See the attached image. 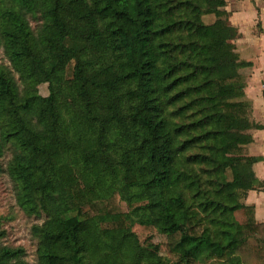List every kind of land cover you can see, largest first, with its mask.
<instances>
[{
  "label": "trees",
  "instance_id": "trees-1",
  "mask_svg": "<svg viewBox=\"0 0 264 264\" xmlns=\"http://www.w3.org/2000/svg\"><path fill=\"white\" fill-rule=\"evenodd\" d=\"M228 1L0 0V158L18 205L46 216L37 264H264L246 204L264 127ZM115 196L128 213L100 209ZM5 235L0 264H29Z\"/></svg>",
  "mask_w": 264,
  "mask_h": 264
},
{
  "label": "rangeland",
  "instance_id": "rangeland-1",
  "mask_svg": "<svg viewBox=\"0 0 264 264\" xmlns=\"http://www.w3.org/2000/svg\"><path fill=\"white\" fill-rule=\"evenodd\" d=\"M226 10L230 13L231 22L237 26L243 32V1L229 0ZM249 15V14H248ZM203 21L206 24H212L215 21L214 16H205ZM232 24V25H233ZM33 27L34 23H32ZM242 39V38H241ZM240 40L236 41L237 50L243 51V42ZM0 64L9 65L6 60L3 51L0 50ZM72 75V66L68 68L67 76L70 78ZM36 78L44 80V75L40 71H36ZM48 85H41L39 88L40 94L44 95L47 93ZM11 154L6 153L3 158H0V224L6 235L3 240L5 246L11 248H23L26 250V261L29 264H37V247L38 241L33 236L32 231L36 226H41L46 221V216H29L25 211L18 205L17 202V190L16 186L7 174L8 163L11 161ZM264 207V202H261ZM100 209L111 210L114 213H128L130 207L121 200L119 196H115L111 201L100 205ZM86 209H91L87 207ZM95 209H98L97 207ZM239 222L243 220V213L238 212L235 214ZM259 220L264 221L259 213ZM137 232V229L134 228ZM142 243L146 239L152 240L154 243L163 242V237L158 232H153L151 238L148 235H143L137 232ZM161 256L165 259L167 264H174L176 257L170 253L161 252Z\"/></svg>",
  "mask_w": 264,
  "mask_h": 264
},
{
  "label": "crops",
  "instance_id": "crops-1",
  "mask_svg": "<svg viewBox=\"0 0 264 264\" xmlns=\"http://www.w3.org/2000/svg\"><path fill=\"white\" fill-rule=\"evenodd\" d=\"M242 1L243 32L231 20L230 23L238 29L240 33L238 40L242 38L243 42V51L237 52L243 57V61L249 64L242 70L247 85L246 98L252 104L255 122L264 127V0ZM252 137L253 142L248 147L249 153L260 158L254 166V171L259 181L264 183V128L252 131ZM262 201L264 202V187L250 191L246 200L247 205L255 207L258 223H264L259 220V213L264 217Z\"/></svg>",
  "mask_w": 264,
  "mask_h": 264
}]
</instances>
